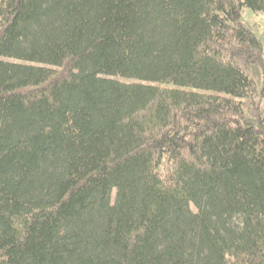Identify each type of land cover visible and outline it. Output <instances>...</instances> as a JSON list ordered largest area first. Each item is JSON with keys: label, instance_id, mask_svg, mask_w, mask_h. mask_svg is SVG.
I'll list each match as a JSON object with an SVG mask.
<instances>
[{"label": "trees", "instance_id": "trees-1", "mask_svg": "<svg viewBox=\"0 0 264 264\" xmlns=\"http://www.w3.org/2000/svg\"><path fill=\"white\" fill-rule=\"evenodd\" d=\"M246 9L0 0V264H264Z\"/></svg>", "mask_w": 264, "mask_h": 264}, {"label": "rangeland", "instance_id": "rangeland-1", "mask_svg": "<svg viewBox=\"0 0 264 264\" xmlns=\"http://www.w3.org/2000/svg\"><path fill=\"white\" fill-rule=\"evenodd\" d=\"M242 22L246 28L250 29L255 34L256 38H258L264 46V12H253L249 9H246L242 18ZM250 74L254 79V81L256 82L259 92L262 86V77L259 68L254 66L251 69ZM251 99L253 101L256 100V98H251ZM165 164L166 163H164L161 169V173L163 172L165 173L166 167L168 168V165Z\"/></svg>", "mask_w": 264, "mask_h": 264}]
</instances>
